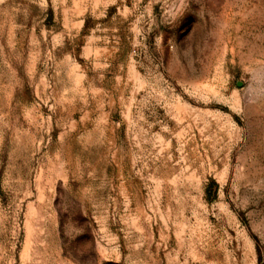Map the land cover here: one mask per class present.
Instances as JSON below:
<instances>
[{
    "label": "rangeland",
    "instance_id": "374dc122",
    "mask_svg": "<svg viewBox=\"0 0 264 264\" xmlns=\"http://www.w3.org/2000/svg\"><path fill=\"white\" fill-rule=\"evenodd\" d=\"M0 264H264V0H0Z\"/></svg>",
    "mask_w": 264,
    "mask_h": 264
}]
</instances>
